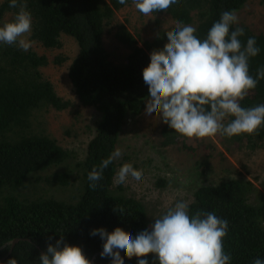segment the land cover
I'll return each mask as SVG.
<instances>
[{"label":"trees","instance_id":"obj_1","mask_svg":"<svg viewBox=\"0 0 264 264\" xmlns=\"http://www.w3.org/2000/svg\"><path fill=\"white\" fill-rule=\"evenodd\" d=\"M246 1L179 0V5H172L166 12L145 16L135 8L133 0L124 5L118 0H23L32 16L28 39L45 49L59 46L62 34L75 39L78 50L67 75L78 103L92 106L101 113V119L95 123L81 159L74 164L77 182L69 198L43 192L36 185L33 188L37 192L21 189L26 182L41 179L62 187L76 181L72 169L41 177L40 172L62 164L72 151L42 128L34 130L29 120L40 108L62 109L68 101L54 91L44 76L41 68L48 61L43 53L32 47L23 51L16 45L0 43V264H9L10 260L16 264H40V254L61 236L63 243L79 246L92 264H111V257L100 256L104 241L90 235L92 229L103 227L111 232L120 227L133 238L142 230H150L154 221L147 217L144 204L111 188L116 159L104 169L95 189L89 187L88 173L115 152L126 117L145 111L149 94L142 70L150 62V53L162 49L167 42L166 32L182 22L195 27V35L203 40L223 11L236 12ZM9 3L10 0H0V26L12 21L19 10ZM259 3L264 10V0ZM124 7L153 31L141 36L135 25L129 30L123 23L118 24L114 34L123 43L125 53L114 61L104 39L114 11ZM149 18L154 25L149 24ZM236 27L244 29V35L239 37L242 44L255 37L260 48L259 54L249 59V74L255 78L257 70L264 68V28L238 23L230 26V32ZM259 104H264V79L240 101L245 108ZM152 116L164 137L175 133L159 115ZM230 119L233 118L224 123ZM216 137L228 138L219 134ZM229 139L240 147L261 149L264 125L257 135L241 134ZM187 203L190 216L203 210L227 219L223 247L226 254H231L230 264H252L257 257L264 259V178L258 186L240 175L201 184ZM14 238L18 240L11 246ZM120 254L124 264H137V257L128 259L123 251ZM146 258L149 264H158L154 254Z\"/></svg>","mask_w":264,"mask_h":264},{"label":"clouds","instance_id":"obj_2","mask_svg":"<svg viewBox=\"0 0 264 264\" xmlns=\"http://www.w3.org/2000/svg\"><path fill=\"white\" fill-rule=\"evenodd\" d=\"M127 0H118L121 5ZM135 8L145 16L166 12L179 0H133ZM9 6L19 8L14 19L0 26V43L16 45L28 51L33 42L28 39L32 16L23 0H10ZM239 23L235 11H223L206 38L201 40L196 28L178 22L166 32L167 42L162 49L150 53V62L143 68L142 77L148 86L146 115H159L171 129L189 139L213 138L217 134L231 138L241 134L257 135L264 125V104L241 107L250 90L264 79V68L255 78L249 74V59L259 54L255 37L242 44L239 37L244 29L230 26ZM230 119L227 124L225 120ZM122 155L117 148L98 167L88 173L89 187L95 189L103 178L104 169ZM143 173L131 163H124L116 173L114 184L126 183L129 177L141 181ZM227 219L203 210L189 215V205L177 201L149 229L134 238L120 227L111 232L103 227L92 229L90 235L104 242L100 256L111 257V264H124L121 250L128 259L137 257V264H149L148 254H154L158 264H230L231 254L225 253L224 237L228 233ZM63 244V246H61ZM144 257V258H141ZM40 264H92L76 245L48 244L39 256ZM9 264H16L10 260ZM252 264H264L259 257Z\"/></svg>","mask_w":264,"mask_h":264},{"label":"rangeland","instance_id":"obj_3","mask_svg":"<svg viewBox=\"0 0 264 264\" xmlns=\"http://www.w3.org/2000/svg\"><path fill=\"white\" fill-rule=\"evenodd\" d=\"M131 13H128L127 7L116 10L107 25L109 34L104 42L111 60L119 61L125 53L123 43L114 34L118 24L123 23L129 30L135 25L141 36L153 31L150 25L143 24L137 14ZM235 13L239 23L264 28V10L259 0H247ZM149 19V24L154 25L153 19ZM32 48L46 56L48 62L41 68L44 76L51 82L54 91L68 103L62 109L40 108L33 112L29 120L34 130L42 128L72 151L71 157L62 164L40 172L41 177L72 169L76 181L62 187L41 179L32 184L26 182L21 189L29 193L37 192L33 188L36 185L43 192L69 198L77 182L78 169L74 164L81 159L85 143L92 135L95 123L101 119V113L92 106L80 105L69 81L68 65L78 50L74 38L62 34L57 47L45 49L33 42ZM154 118L146 115L145 111L126 117L117 146L122 155L116 159V171L111 182L112 190L142 202L150 221L161 217L177 201L188 202L193 191L201 184L240 175L258 186L264 178V147H240L229 138L220 140L216 136L189 139L171 132L169 137H164L158 131L159 125H154ZM124 163H131L135 169L142 171L141 181L129 177L124 184H114L116 173Z\"/></svg>","mask_w":264,"mask_h":264},{"label":"water","instance_id":"obj_4","mask_svg":"<svg viewBox=\"0 0 264 264\" xmlns=\"http://www.w3.org/2000/svg\"><path fill=\"white\" fill-rule=\"evenodd\" d=\"M18 240V238H14V239H12L11 241H10V244H11V246L16 242ZM11 250V249H10ZM10 250H9V252H10ZM122 251V250H121ZM94 256H95V254H94ZM94 256H93V258H94Z\"/></svg>","mask_w":264,"mask_h":264}]
</instances>
